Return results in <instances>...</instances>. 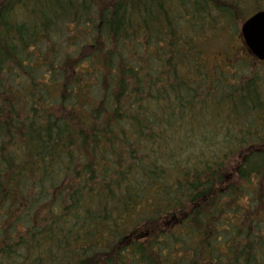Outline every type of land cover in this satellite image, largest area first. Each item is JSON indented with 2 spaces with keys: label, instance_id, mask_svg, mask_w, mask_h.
Returning a JSON list of instances; mask_svg holds the SVG:
<instances>
[{
  "label": "trees",
  "instance_id": "trees-1",
  "mask_svg": "<svg viewBox=\"0 0 264 264\" xmlns=\"http://www.w3.org/2000/svg\"><path fill=\"white\" fill-rule=\"evenodd\" d=\"M260 10L0 0V264H264V61L204 52Z\"/></svg>",
  "mask_w": 264,
  "mask_h": 264
},
{
  "label": "rangeland",
  "instance_id": "rangeland-1",
  "mask_svg": "<svg viewBox=\"0 0 264 264\" xmlns=\"http://www.w3.org/2000/svg\"><path fill=\"white\" fill-rule=\"evenodd\" d=\"M227 4L230 5V6L233 5L232 2H228V1H227ZM242 5H244V4H242ZM244 12L245 11L243 10L241 13L243 14ZM215 13H214V11L212 12L213 16L216 18V16L214 15ZM245 17H247V15ZM245 17L242 18V16L239 15V17L237 19V22L233 21V24L232 23L228 24L224 20H217L216 24H213V26H216L214 29H210V28L207 29V34H208L209 38H215L216 35H220V36H222L224 38H227V40H230V41H226L225 39L217 40V42H218L217 44L220 45V46H218L216 44L210 46L209 49L204 51L205 52V56L206 57L214 56L215 58L219 59V58H221L220 54L223 51L222 46H221L222 44H224L227 47V49L230 46H232V49L235 48V46H237V49L240 52L241 58L245 57L247 59L248 64L252 67V70L254 71V73L256 71L260 72V70L263 69V66L261 64H259V62H256V61L252 62L251 59L248 60V57L250 56L249 55L250 53L247 50L246 46L244 45L243 40H242L241 35H240V26L243 23V20L245 19ZM235 29H236V32L234 31ZM234 35H236V36H234ZM213 41H215V39ZM219 60H221V59H219ZM214 61H216V60H214ZM70 68H72V66L69 67V69ZM57 100H58V97H57ZM194 136L198 137V135H194Z\"/></svg>",
  "mask_w": 264,
  "mask_h": 264
},
{
  "label": "water",
  "instance_id": "water-1",
  "mask_svg": "<svg viewBox=\"0 0 264 264\" xmlns=\"http://www.w3.org/2000/svg\"><path fill=\"white\" fill-rule=\"evenodd\" d=\"M240 35L249 53L264 61V10L255 12L241 24Z\"/></svg>",
  "mask_w": 264,
  "mask_h": 264
}]
</instances>
